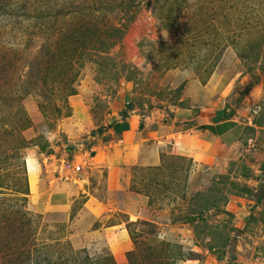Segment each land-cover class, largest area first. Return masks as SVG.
I'll list each match as a JSON object with an SVG mask.
<instances>
[{"label":"rangeland","instance_id":"obj_1","mask_svg":"<svg viewBox=\"0 0 264 264\" xmlns=\"http://www.w3.org/2000/svg\"><path fill=\"white\" fill-rule=\"evenodd\" d=\"M127 103L264 110V0H0V264H264L252 149L211 172L173 154L131 170L127 203L145 217L116 237L121 255L75 221L82 200L47 210L43 184L86 176L93 137Z\"/></svg>","mask_w":264,"mask_h":264},{"label":"crops","instance_id":"obj_2","mask_svg":"<svg viewBox=\"0 0 264 264\" xmlns=\"http://www.w3.org/2000/svg\"><path fill=\"white\" fill-rule=\"evenodd\" d=\"M250 97L251 93L245 101ZM127 104V107L119 106L117 112L121 113L120 117L97 130L93 137L95 145L87 152L89 159L84 164L88 171L77 181L78 185L73 182L59 183L57 180L53 184L50 181L48 187L51 193H46V183L40 192L41 201L48 204L47 210L57 214L71 210L77 200H82L75 221L90 233L101 234L117 255L123 254L129 243L127 240V243L119 242L116 237L119 234L127 237L125 225L145 217L138 204L127 203L130 197L137 200L136 195L128 192L131 170L158 168L165 156L173 154L189 161L193 168L211 172L223 162L248 158L246 152L252 149L253 154L258 156L252 167L264 172L263 108L251 113L248 105L242 107V111L227 107L224 110L213 105L212 109L194 116L189 110L177 108L168 112L143 113ZM35 169L32 168L33 175ZM97 184L102 187L99 189ZM102 193L110 199L103 200ZM121 194L126 203L122 201ZM115 213L124 214L125 223L97 227L101 220ZM76 234L77 237L73 238H81L80 233Z\"/></svg>","mask_w":264,"mask_h":264},{"label":"built area","instance_id":"obj_3","mask_svg":"<svg viewBox=\"0 0 264 264\" xmlns=\"http://www.w3.org/2000/svg\"><path fill=\"white\" fill-rule=\"evenodd\" d=\"M84 169V165L81 166H71V165H67L64 164L61 168V171L65 174V172H72L73 174H81V172H83ZM65 179V178H64Z\"/></svg>","mask_w":264,"mask_h":264}]
</instances>
